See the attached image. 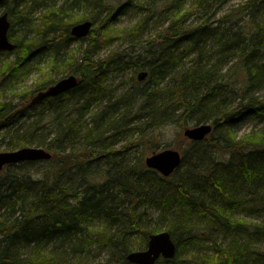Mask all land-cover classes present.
<instances>
[{"label": "trees", "instance_id": "1", "mask_svg": "<svg viewBox=\"0 0 264 264\" xmlns=\"http://www.w3.org/2000/svg\"><path fill=\"white\" fill-rule=\"evenodd\" d=\"M13 1L17 7L9 13L13 22L10 39L19 46L14 59L3 60L0 67V131L10 127L20 130L35 116L36 121L28 125L29 130L24 135L16 138L13 149L46 147L53 158L46 162L45 170L36 174L25 171V167H34L38 162L12 165L0 172V264L55 263L71 254L92 255L103 246L111 251L107 264H131L127 260L128 253L146 245L151 234L159 233L147 226L146 200L168 190L179 171L166 179L145 166L141 157L144 154L133 158L129 167L123 164L116 167L112 162L116 156H130L135 146V149L143 146L147 151L154 150L147 140L149 133L142 136L137 130L149 124L150 131L172 124L187 128L193 123L211 124L214 130L207 139L214 149L204 158L206 161L196 163L192 188L189 185L183 188L181 184L172 188V194L185 201L201 223L180 221L169 228L178 245L177 256L171 260L162 258L157 264H188L180 259L182 240L189 245L203 240L213 243V253L204 256L203 264H252L253 259L264 258L263 252L252 249L253 238L264 237L263 228L242 220L239 211L247 206L249 212H264V134L248 135L240 140L234 138V123L242 115L253 109L258 116L264 114V102L256 104L250 96L259 85L255 68L264 57L261 50L264 27L252 25L250 21L244 23V19L229 25L234 16L238 15L237 19L245 15L239 12L233 17L220 18L216 29L207 31V20L191 28L186 21L189 0H162L148 12L154 16L169 14L171 23L161 27L157 37L143 44V53L138 57L112 54L102 61L94 57L102 44L100 31L104 32L105 41L112 40L117 15H124L137 0ZM192 1L190 14L210 11L212 0ZM248 8L254 14L260 13L264 10V0H251ZM75 10H84L86 15L79 17ZM87 19L99 22V27L90 35L89 45L80 52L73 50L63 55L62 46L76 39L71 37L72 28ZM146 25V21L142 22L130 35L140 37ZM216 33L221 34L218 42H225L216 52L223 58L209 69L197 59L195 65L188 66L185 58L199 50L208 35ZM34 69L42 70L44 75L37 92L56 83L53 77L63 74H75L82 82L71 93L31 104L17 112L11 102H2L4 94ZM129 69L135 75L143 70L148 72L147 82H136L138 89L129 99L136 107L134 118L138 120V128L127 132L125 118L119 121L115 116L110 117L107 127L112 130L113 140L109 143L106 132L89 129L81 120L70 122L68 117H63L66 100L80 109L82 102L103 92L112 74ZM131 79L138 81L135 76ZM231 96L247 102L242 110L228 104ZM115 106L107 107L103 115ZM32 111L35 113L31 114ZM36 129L46 130L49 136L27 138ZM122 140L127 144L118 150ZM202 153L199 151V161H203ZM100 158L114 165L110 172H97L95 166ZM186 158L188 153L184 156L185 162ZM79 174L81 181H74ZM233 175H239L234 182L229 180ZM23 176L27 180L24 187L18 183ZM231 184L241 187L236 190ZM167 204H171L169 200ZM103 223L116 229L101 246L107 236L97 227ZM220 233L227 235L232 243L218 244L216 239ZM137 237L142 243H136ZM238 237L243 238L244 244ZM93 239L100 243L89 244Z\"/></svg>", "mask_w": 264, "mask_h": 264}, {"label": "rangeland", "instance_id": "2", "mask_svg": "<svg viewBox=\"0 0 264 264\" xmlns=\"http://www.w3.org/2000/svg\"><path fill=\"white\" fill-rule=\"evenodd\" d=\"M61 1V0H60ZM224 0H212L211 1V7H209L210 11H203V12H195L193 14H190L191 7L193 5L192 0H189L188 7H187V24L189 27L193 28L194 26H200L204 23V20H207V31L211 29H216L220 24V18L223 16H232L237 12V9H246V11L241 10L242 13L245 15L239 16L237 19H235L238 15L233 17V21L230 24H236L239 20L244 19V23L251 22L252 25L261 24L262 27H264V10L260 13L254 14L251 9L248 8L249 2L251 0H227L224 4H220L219 2H223ZM162 3V0H137V4L135 6H131L128 8L124 15H117L115 26L113 27V37L112 40L105 41V34L103 31H100V41L101 45L98 50L95 51L94 57L97 58V60L105 61L109 59V56H112V54H115V56H129L132 55L133 57H138L141 53H143V47L144 43L149 41L152 38H155L158 36L159 33L158 30L165 26L167 27L171 22L169 19L171 18V15H160V16H154L150 12H148L149 8L156 4ZM15 1L10 0L5 6H2L0 8V15L4 14L5 12L10 13L11 10L14 8L16 9ZM75 12L79 15V17H83V15H86V12L84 10H75ZM208 12V13H207ZM253 12V13H252ZM216 13V15H215ZM239 14V13H238ZM40 15V14H39ZM39 15H35L34 17L36 19L39 18ZM215 15V16H214ZM214 16V17H213ZM207 18V19H205ZM145 19V20H144ZM203 19V20H202ZM235 19V20H234ZM146 21L147 25L145 27V31L141 33L140 37L133 38L130 34L133 32L134 28L136 26H139L142 22ZM222 32V31H219ZM144 34V35H143ZM221 36L220 33H216L214 35H208L202 46H200L199 50H196L192 53L191 56H187L185 58V63L188 66L195 65L194 61L197 59V61L201 62V65L209 69L214 65V63H217L220 58L222 59L223 56L219 53H216L218 51V48L223 46L225 44L224 41H219V37ZM89 40L84 42H78L73 48L75 51H82L86 49V47L89 45ZM261 50H263L264 53V45L262 46ZM199 53L201 54V57L199 56ZM231 53V52H230ZM9 58L10 60L14 59V55H0V67L4 63L3 60ZM233 57H231L232 59ZM233 66V65H232ZM258 66L262 68V73L257 76L255 75V80L259 84L257 87H255L252 90V93L250 96H253L254 100L256 101V104L263 103L264 102V57L258 62ZM69 74H63V76H59L52 79V81L56 82L60 79H63V77L67 76ZM42 74L41 72L37 71V69H34L30 71V74H28L26 77L22 79V82L19 83L18 86L14 88L13 91L9 92L7 94L8 99L12 101V105L16 107L17 112H21L26 107L31 106L32 99L36 97L38 92L31 91L36 90L38 83L40 82ZM135 76L136 79L138 75H135L132 70L129 69V71H122L118 72L117 74H112L108 79L107 83L105 84V89L103 90L102 94L98 96L97 98H93V100L90 101L92 104L91 110H89L87 123H92V114L94 112H98L99 110L103 109L107 105H109L110 100L112 102H118L119 101V107L116 108V111H124V106L121 105V103L124 104V100H126V103H130V101L127 102L131 98V87L133 85L132 77ZM44 77V75H43ZM55 83H53L54 85ZM53 85H49L46 87V90L50 89ZM143 87L145 84L142 85ZM123 97V98H122ZM232 97V96H231ZM132 102V101H131ZM83 103V102H82ZM133 103V102H132ZM247 102L242 103L240 99L237 98V96H234L230 99V102H228L229 105L232 106V108L240 109L242 110V107ZM69 105V106H68ZM78 105V104H77ZM68 106V107H67ZM74 103H70L66 100V108L65 111L62 113L65 115L64 118H69L71 116L75 117L77 113L73 112L75 107ZM128 106V104H126ZM77 107V106H76ZM42 109V107L40 108ZM254 110V109H253ZM250 110L251 112L242 115L240 119L236 121L234 124V130L236 135H234V138L237 140L242 139L244 136L248 135H256L259 133L264 134V114L262 116H258L255 111ZM120 112V113H121ZM35 112L32 111L31 114ZM115 116L114 114H111L110 117ZM116 117V116H115ZM34 121H36V117L32 116V119L29 120L26 124L21 126V131L19 135H16L14 130H1L0 131V153L2 152H11L15 151L13 149V144L16 141V138L19 136L24 135L25 132L29 130L28 125H31ZM199 124H192L188 127H197ZM185 127H180L177 124H172L169 126H166L165 128L161 130H154L150 131L147 140L151 142L152 146L154 147L153 151H147L146 149H143L144 147L141 146L139 148L133 147V150L136 151L133 152L130 155L129 161H131L133 158H137V156H140V154H144L141 156L145 162L146 158L153 156V154L160 153L166 151V149H172V150H179L181 151L184 156L186 153H188V158H186L185 166L181 167L178 171L176 180L168 186V194L169 198L172 200L174 199L170 193L173 192V186L176 187V185L181 184L183 188L184 186L189 185L190 189L193 186V170L197 168L196 163L204 162L206 161L212 150L214 149L213 145L210 142H207V138L200 142H193L189 139V137L186 136V129ZM127 144L126 140H122L121 144H118L117 149L120 150L122 147H125ZM38 147V146H35ZM46 148V147H44ZM199 151H203L202 154H204L203 161H199ZM48 166V163L39 162L38 164H35L33 169L30 168V172L32 174H36L38 172H41ZM231 181V179H229ZM183 184V185H182ZM241 187V186H240ZM190 189L188 191H190ZM187 190V189H186ZM158 192V191H157ZM166 194V195H168ZM178 198V197H177ZM165 200L162 198V192L155 193L153 196H151L149 199L146 200L145 203V211H147L148 219H147V226L151 231H157V232H168L169 228L172 226H176L177 223L181 222H193L195 224L201 223L199 220L200 218H196V215L194 212L189 209L187 205H185V201L180 199V201H176L175 204H167V202H164ZM246 208V210H245ZM241 219L247 220V222H253L254 225L259 226L260 228H263L262 232H264V212L261 213H255L249 212L246 207H241ZM5 212V208L1 211L3 214ZM201 233V230H200ZM159 234V233H157ZM216 236V235H215ZM218 238L216 241H218V244H221L223 246H227L232 243L231 240L227 239V235L224 234H217ZM206 237H208L206 235ZM209 238V237H208ZM255 241L252 244V249L256 251H261L264 253V237L260 236L258 239L253 238ZM214 240V239H213ZM212 240V241H213ZM237 240L241 242V244H244V240L242 237H238ZM182 246L179 250L180 259H183L186 263L190 264H200L202 259H204V256L208 254H212L211 248L213 247V243H209L208 241H199L197 244H186L182 240ZM136 243H142V240L137 237ZM148 248V242L146 245H144L142 248L137 249L138 251H144ZM108 248H104L98 251L93 252L94 254L99 255L102 257L103 260L106 262L111 260V257H109L110 253L109 251H106ZM109 250V249H108ZM136 250V251H137ZM72 253V252H71ZM70 257H75V255L71 254ZM83 256L82 258L87 260ZM80 258V257H79ZM81 258V259H82ZM193 260V262H192Z\"/></svg>", "mask_w": 264, "mask_h": 264}, {"label": "water", "instance_id": "3", "mask_svg": "<svg viewBox=\"0 0 264 264\" xmlns=\"http://www.w3.org/2000/svg\"><path fill=\"white\" fill-rule=\"evenodd\" d=\"M8 0H0V3H4ZM11 23L8 18V14L0 17V51L2 52H14L17 46L14 45L8 37ZM92 25L89 23H83L74 25L71 31L72 37L84 38L88 37L91 32ZM148 77V72H141L139 75V81H144ZM80 85L79 79L74 75L67 79H63L61 83L55 84L46 92L39 93L32 103H39L48 96H56L61 93L69 92ZM213 127L209 125H199L196 128H187L186 136L189 139L199 142L205 140L213 133ZM52 155L46 149L40 148H22L19 151H11L7 153H0V171L4 169L6 165L23 163L25 161H38V160H51ZM182 163V154L179 151L168 149L164 152L155 153L153 156L146 159V166L154 171H158L164 177L172 176ZM148 249L146 251L131 252L127 255V260L131 264H156L161 257L165 259H173L176 257L177 244L173 241L171 233L164 232L159 235H151L148 242Z\"/></svg>", "mask_w": 264, "mask_h": 264}, {"label": "bare ground", "instance_id": "4", "mask_svg": "<svg viewBox=\"0 0 264 264\" xmlns=\"http://www.w3.org/2000/svg\"><path fill=\"white\" fill-rule=\"evenodd\" d=\"M227 0H224L223 1V3H225ZM221 3V2H220ZM241 10L242 9H237L236 10V12L237 13H239V12H241ZM93 16V15H92ZM150 16H151V14H150ZM83 23H89L90 25H92V28H91V32H90V34L88 35V37H84V38H77V40L75 39V40H73L72 42H70V41H68L67 42V44H64L63 46H62V52H63V55H67V53L68 52H70V51H75V49L73 48L78 42H84V40L85 41H87V40H89V38L91 37L90 35H91V33H92V31L96 28V27H99L98 25H99V22H93L91 19H87V20H85V21H83L81 24L83 25ZM71 37H72V35H71ZM75 38V37H74ZM70 42V43H69ZM63 43H66V41H63ZM69 43V44H68ZM199 56H200V53H199ZM201 57V56H200ZM185 61V60H184ZM196 60H194V61H192V62H195ZM39 72H41V74H42V76H41V78H43V72H42V70L41 71H39ZM134 73V72H133ZM255 73H257L256 75L257 76H259L261 73H262V68L261 67H257V68H255ZM75 75V74H74ZM74 75H67V76H65V77H63V79H67V78H69L70 76H74ZM78 79H80L78 76H76ZM56 78V77H55ZM63 79H60V80H58V81H56V85L57 84H59V83H61V81H63ZM81 80V79H80ZM148 80V79H147ZM147 80L146 81H144L143 83H146L147 82ZM132 81H133V85H132V87H131V92L133 93V92H136V89H138V87L135 85L136 84V82H138V81H134L133 79H132ZM40 82H41V79H40ZM10 84V83H9ZM8 84V85H9ZM55 84L53 85V86H55ZM140 84V83H139ZM18 86V85H17ZM52 86V87H53ZM8 87V86H7ZM12 88H13V90H14V88L16 87V85H12L11 86ZM51 87V88H52ZM37 89V88H36ZM104 89H105V86H104ZM13 90H11V91H13ZM49 90V89H48ZM48 90H46V88L45 89H42V91H39L37 94H39V93H42V92H46V91H48ZM11 91H9V92H11ZM9 92H7L6 94H4L5 96H4V100H2V102H6V103H9V102H11L12 103V101L10 100V99H8V95L7 94H9ZM34 92H37V91H35L34 90ZM100 94H102V92L100 93ZM100 94L98 95V96H100ZM62 96H64V94L63 93H61V94H58V95H56V96H48V97H46V98H44L42 101H44V100H48V99H53V98H55V97H62ZM97 96V97H98ZM94 97V99L95 98H97V97H95V96H93ZM93 97H89L88 98V102H83L84 104H82V107L80 108V109H75L73 112H75V113H77V115L75 116V117H72L71 118V116L69 117V119L68 120H70V122L72 121V122H75V120H81V122H83V123H87V118H88V116H89V114H88V112H89V110H91V106H92V104L90 103V101L91 100H93ZM123 98V97H122ZM133 100L135 101L136 100V98H133ZM41 101V102H42ZM129 100H127V102H128ZM40 102V103H41ZM109 102H111V103H109V105L108 106H106V107H104L103 109H101V110H99L98 112H94L93 114H92V123H88V127H89V129L90 128H93V129H96V131L97 132H99V131H102V132H106V135H108V142L110 143L113 139L111 138V135H110V133L112 132V130L111 129H109L108 127H107V122L109 121V118H110V116H111V114H114L115 116H116V118L119 120V121H121V119L122 118H125V122L127 123V127H128V131L127 132H130V131H132V129L133 128H138L139 127V123H138V120H137V118L135 119L134 117H135V111H136V107L134 106V104L130 101V103L128 102V103H126V100H124V104L123 103H121V105H123L124 106V111H116V108H118L119 107V101L118 102H112L111 100L109 101ZM135 102H137V100L135 101ZM73 103V102H72ZM70 104V103H69ZM113 104H115L116 106H115V109H112V110H110V112L108 113V114H106V115H103V111L105 110V109H107V107H109V106H113ZM126 104H128V106H126ZM13 106V105H12ZM43 109V108H42ZM134 111V112H133ZM63 115V114H62ZM63 117H65V115H63ZM1 120V119H0ZM67 120V119H66ZM236 123V122H235ZM234 123V124H235ZM146 127V128H145ZM21 128V127H20ZM10 130H14V132H15V134L16 135H19V133H20V131H21V129L19 130L18 128H16V127H10V129H9V131ZM138 130V132H139V134H141L142 136L143 135H145V134H148L149 132H150V130H151V124H149V125H144V127L142 128V129H137ZM51 131V130H50ZM101 132V133H102ZM49 136V133H47V131L46 130H34L33 131V133H30L28 136H27V138H31L30 140H32L33 138H42V139H44V138H46V137H48ZM129 155H127V157H125V156H116V158L112 161L113 163H114V165L117 167V166H120V165H125V166H130L131 165V161H129V160H127V159H129ZM108 163V162H107ZM106 163V159L105 158H100V160L96 163V170H97V172L98 173H107V172H110L111 170H112V167H114V165L111 163H109V164H107ZM30 168H32L33 169V167H25V171H27V172H30L29 170H30ZM45 170V169H44ZM43 171V170H42ZM41 171V172H42ZM31 173V172H30ZM76 176V179L74 180V181H81L80 179H82V177H81V175L79 174L78 176L77 175H75ZM239 176V175H238ZM237 175H233L232 177V179H231V181L232 182H234L235 181V179L238 177ZM26 182H27V180L25 179V177L23 176V178L21 179V180H19L18 181V183H20V185L22 186V187H24V184H26ZM231 183V182H230ZM232 185V187H234V188H236V190H239V188H240V186L241 185H239V184H236V185H233V184H231ZM54 192V191H53ZM159 194H160V192H159ZM166 194H168V192H167V190H164V191H162V198L166 201V202H168V200H169V202L171 203V204H175L176 203V201H180L179 200V198H177V196H174L172 193H170L171 195H173L172 197L174 198V199H170L168 196H169V194L168 195H166ZM182 198V197H181ZM184 200H186V198H183ZM196 213V212H195ZM197 214V213H196ZM118 218H120V217H118ZM108 222H110V220H109V218H108V220H107ZM117 222V221H116ZM101 232H103L104 231V233L103 234H105L106 236H107V238L103 241V242H101L100 243V241H98V239H93V241H89L88 243L89 244H91V245H93L94 243H96V242H98V243H100V245L102 244V245H104V243L105 242H107L108 241V239L110 238V235L111 234H109V233H111V232H113L115 229H116V226H114V227H107L106 226V224L105 223H103V224H101L99 227H97ZM105 228V229H104ZM104 229V230H103ZM97 237H99V236H97ZM101 245V246H102ZM108 246H103V249L104 248H107ZM109 249V248H108ZM106 250V251H109V253L111 252L110 251V249L109 250ZM77 254V253H76ZM83 257V256H82ZM82 257H80L79 258V256H75V257H66V256H63V257H61L60 258V260H57L55 263H53V262H50L49 264H68L70 261H71V264H105L106 263V261L105 260H103L102 259V257L100 256V254L99 255H93V256H87V257H85L86 259H88L89 260V262L87 261V260H85V259H83ZM82 258V259H81ZM107 264V263H106ZM110 264V263H109ZM201 264H203V263H201ZM252 264H264V258H259V259H257V258H255V259H253V262H252Z\"/></svg>", "mask_w": 264, "mask_h": 264}]
</instances>
